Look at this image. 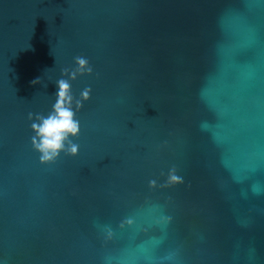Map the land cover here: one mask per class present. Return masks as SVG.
Wrapping results in <instances>:
<instances>
[{
    "label": "water",
    "instance_id": "1",
    "mask_svg": "<svg viewBox=\"0 0 264 264\" xmlns=\"http://www.w3.org/2000/svg\"><path fill=\"white\" fill-rule=\"evenodd\" d=\"M77 56L79 155L44 165ZM0 264H264V0H0Z\"/></svg>",
    "mask_w": 264,
    "mask_h": 264
},
{
    "label": "clouds",
    "instance_id": "2",
    "mask_svg": "<svg viewBox=\"0 0 264 264\" xmlns=\"http://www.w3.org/2000/svg\"><path fill=\"white\" fill-rule=\"evenodd\" d=\"M77 67L74 69H63L61 78L56 81L58 91L56 100L52 106V111L47 115L37 114L33 116L29 113V119L33 121L31 127L34 135L31 142L35 151L40 154V162L44 165L54 164L64 153L70 157L79 155V145L73 140L79 138L81 133L80 122L76 118V113L83 109L84 103L91 99V87L85 88L80 95V99H75L72 94L71 81H76L78 77L93 74V69L89 61L83 56L75 58ZM40 79L34 80V85ZM183 180L173 169L168 177V185L182 184ZM150 186L155 188L156 181H150ZM131 223V221H129ZM123 226V225H122Z\"/></svg>",
    "mask_w": 264,
    "mask_h": 264
}]
</instances>
